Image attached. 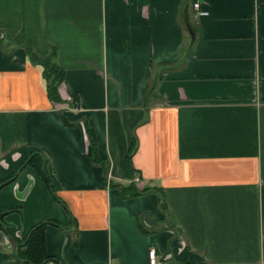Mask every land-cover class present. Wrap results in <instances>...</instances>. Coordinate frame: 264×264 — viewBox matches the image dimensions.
Returning <instances> with one entry per match:
<instances>
[{
    "label": "crops",
    "instance_id": "crops-1",
    "mask_svg": "<svg viewBox=\"0 0 264 264\" xmlns=\"http://www.w3.org/2000/svg\"><path fill=\"white\" fill-rule=\"evenodd\" d=\"M194 6L0 0V264L47 221L54 264H264V0Z\"/></svg>",
    "mask_w": 264,
    "mask_h": 264
},
{
    "label": "trees",
    "instance_id": "trees-1",
    "mask_svg": "<svg viewBox=\"0 0 264 264\" xmlns=\"http://www.w3.org/2000/svg\"><path fill=\"white\" fill-rule=\"evenodd\" d=\"M186 3H187V7L189 8L190 6H194L195 0H186ZM193 36H194V33H193ZM30 56H31L32 61L35 64H39L43 67V70H44L43 75L47 83L48 96L50 100L55 103H62V100L59 95V87L64 81L63 71L56 65V63L53 60H47V61L40 62L39 60L36 59V57L32 53H30ZM63 122L67 124V121L65 118H63ZM87 132L89 134L92 162L95 165H99L103 168L104 176L107 179L109 176L110 166L108 162H106L105 160L99 157L96 140L92 137V134H90L93 132V128L88 126ZM135 151H136V147L133 146L131 150L129 151V154L126 159V172H127V176L129 179L133 178L132 176L133 171L130 168V160L133 154L135 153ZM35 158H36L35 155H32L28 159V162L25 163V166L30 165L35 170H37L44 177V179L47 181V184L50 187V181H49L48 175L46 171H43L45 162L43 163L39 161L36 162ZM10 181L11 180L0 182V190L5 185H7ZM151 191L158 193L160 207L163 211H165L166 210V200H165V196L162 191L158 189L152 190L150 188H145L144 190L140 191L136 188V186L133 183L128 187H120L121 196L124 199L133 198L136 196L147 194ZM49 224H54L58 226V224L52 221H47V222H43L37 225L36 227L32 229L29 237L26 239L23 245L24 251L19 250L17 253V258L19 260H25L26 263L28 262L29 264H47L49 262L54 261V259L49 257V255L47 254L46 245H45V228Z\"/></svg>",
    "mask_w": 264,
    "mask_h": 264
},
{
    "label": "built area",
    "instance_id": "built-area-1",
    "mask_svg": "<svg viewBox=\"0 0 264 264\" xmlns=\"http://www.w3.org/2000/svg\"><path fill=\"white\" fill-rule=\"evenodd\" d=\"M194 8H195L196 10H199V11H200V14H201L202 16H205V15L207 14V13H205L204 11H201V6L198 5V4H196V5L194 6ZM5 240H6V239H5ZM168 259H170V256H166L164 259L159 260V259H158V256H157V252H156L155 249H151V250L149 251V264H165V262H166ZM47 264H54V263H53V262H49V263H47Z\"/></svg>",
    "mask_w": 264,
    "mask_h": 264
}]
</instances>
